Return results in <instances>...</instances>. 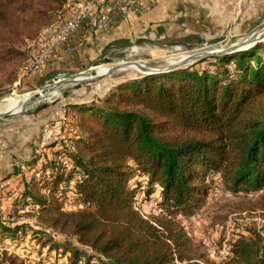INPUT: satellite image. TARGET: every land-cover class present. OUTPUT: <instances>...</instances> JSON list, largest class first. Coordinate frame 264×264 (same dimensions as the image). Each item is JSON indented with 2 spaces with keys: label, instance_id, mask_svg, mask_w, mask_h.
Masks as SVG:
<instances>
[{
  "label": "trees",
  "instance_id": "1",
  "mask_svg": "<svg viewBox=\"0 0 264 264\" xmlns=\"http://www.w3.org/2000/svg\"><path fill=\"white\" fill-rule=\"evenodd\" d=\"M65 1L0 0V26L14 29V17L43 29ZM26 57L0 36V64ZM209 60L213 70L134 78L71 105L74 146L56 151L71 167L50 160L37 174L49 195L29 184L23 197L49 213L52 230L73 236L90 253L70 243L53 242L51 250L70 249L72 264H203L200 245L175 218L193 216L218 180L232 194L264 190V44ZM37 161L18 172L33 170ZM137 176L147 180V196L160 189V216L137 210L138 188L130 185ZM68 192L76 210L62 207L59 199ZM261 200L264 210V194ZM6 221L0 216L3 238L25 227ZM46 233L43 247L52 242ZM221 258L219 264H264V235L247 228Z\"/></svg>",
  "mask_w": 264,
  "mask_h": 264
},
{
  "label": "rangeland",
  "instance_id": "2",
  "mask_svg": "<svg viewBox=\"0 0 264 264\" xmlns=\"http://www.w3.org/2000/svg\"><path fill=\"white\" fill-rule=\"evenodd\" d=\"M12 20L15 28L8 30L0 26V36L5 42L7 40L13 47L24 51L25 46L38 36L37 34L42 27H37V24L24 23L14 17ZM263 27L264 23L247 34L222 37L219 42L206 45L198 44L194 41L187 42L186 44L161 42L153 44L136 43L127 48L106 52L98 59V66L105 65L111 67L121 63H133L137 61L136 63L152 69L166 68L173 65L180 66V68L170 73L213 70L215 64L213 60L206 61L207 59H200L186 62L185 60L191 55L204 52L207 49H225L241 44L247 36ZM260 44H264V42ZM257 45H253L248 50ZM237 52H234V54ZM22 68L23 62H14L8 65L0 64V102L12 95L23 96L40 92L52 86V79L56 74L60 73L55 72L45 75V73H42L43 70H41L35 77L25 79L21 75ZM92 68L94 66L84 68L77 74H68V78L72 79L87 74ZM40 75H45L47 78L44 79L45 77H42L39 79ZM101 75L103 74L97 76ZM148 76L153 75H144L135 70H119L110 77L99 81L72 87L57 96L50 97L34 105L24 113V115L33 116L39 112L58 108L61 105L60 119L64 111L68 113V119L65 125L61 124V120L59 119L58 123L47 126L46 137L50 134H55L58 141L53 145H49L50 147L46 145L43 149H39L37 145L35 157L38 158V161L35 168L28 170L24 175L15 172V174L19 173L15 175V180L6 185V188L10 189L9 193L7 196L0 195V203L4 212L3 217L7 220L6 222L12 228L25 226L24 229L17 231L8 238H3L2 231L0 230V264H72L70 249L60 248L58 250H51L53 242L59 244L70 243L76 248L85 250L88 252L87 254L90 253L88 249L79 245L77 239L73 236L60 234V232L52 230L49 223L46 222L49 213L42 212L30 199H24L23 194L27 189V185L30 184L34 186V192H41L46 196L49 195L48 191L50 187L42 190V183L39 179L41 177H38L37 174L44 170L46 164L51 162L50 160L60 163L66 171L71 167L69 159L58 156L56 151L61 149L62 144L59 143L60 140L65 142L64 145L74 146V135L71 133V129H73V123L76 121L77 112L71 106L72 104H75L78 100H91L95 94L102 96L108 89L115 87V84L118 82ZM54 145L56 146L54 147ZM146 182L145 178L137 176L130 183L132 188H138L135 196V206L144 217L160 216L162 214L160 208V189L157 187L150 196H147ZM72 186L73 184L69 188ZM263 194L264 190L251 194H246L244 191L232 194L225 190L218 180L214 184V188L204 199L203 206L195 211L193 216L186 217L179 214L175 218L192 241L200 245L199 253L204 256L201 261L199 260L200 263H221V257L226 255L229 242L234 240L237 235L244 233L247 228L257 229L264 235V210L261 208V196ZM8 198L11 200H8ZM59 200L64 210L72 211L77 209L76 199L72 192H68L66 196L61 197ZM6 201L13 202H10L9 208H5L2 203ZM22 218L27 219V223L20 222L19 220ZM48 231L53 234L51 238L52 242L43 247V244L46 242L45 235ZM95 262L92 261V264H95ZM84 263L85 260L82 259L78 264ZM181 264H188V262Z\"/></svg>",
  "mask_w": 264,
  "mask_h": 264
},
{
  "label": "crops",
  "instance_id": "3",
  "mask_svg": "<svg viewBox=\"0 0 264 264\" xmlns=\"http://www.w3.org/2000/svg\"><path fill=\"white\" fill-rule=\"evenodd\" d=\"M108 21L106 29L96 31L85 22L70 42L74 52L56 49L42 73L77 74L99 64L98 59L106 52L136 43L194 41L206 45L222 37L244 35L264 23V0H113ZM45 75L39 79H46ZM53 109L0 122L1 196L9 193L6 185L15 180V172L35 157L47 126L58 123L61 105ZM10 202L2 203L9 208Z\"/></svg>",
  "mask_w": 264,
  "mask_h": 264
},
{
  "label": "built area",
  "instance_id": "4",
  "mask_svg": "<svg viewBox=\"0 0 264 264\" xmlns=\"http://www.w3.org/2000/svg\"><path fill=\"white\" fill-rule=\"evenodd\" d=\"M113 0H66L54 23L43 28L38 36L29 42L24 51L27 57L23 62L22 78L31 79L41 70L46 68L51 60L53 52L58 48H63L67 53L74 52L75 48L70 45L75 31L85 22L90 30H103L108 27V17L112 11ZM68 74L60 72L52 79L53 84L68 80ZM68 113L64 111L61 124H66ZM58 138L55 134H50L38 144L39 149L46 145H53ZM60 144L65 142L59 141ZM4 214L0 203V216ZM177 264H181L178 263Z\"/></svg>",
  "mask_w": 264,
  "mask_h": 264
},
{
  "label": "water",
  "instance_id": "5",
  "mask_svg": "<svg viewBox=\"0 0 264 264\" xmlns=\"http://www.w3.org/2000/svg\"><path fill=\"white\" fill-rule=\"evenodd\" d=\"M263 42H264V27L257 29L252 34L247 36L246 39L241 44L235 45V46L230 47V48H225V49L224 48L223 49H217V50L207 49L204 52H198V53L191 55L188 59L185 60V62L186 61H196V60H200V59L217 58L219 56L227 55V54L234 53L237 51L248 50L253 45H257V44H260ZM133 63L137 66L138 72L141 74H144V75L165 74V73L173 72L174 70H177L178 68H180L179 65H173V66H168L166 68L152 69V68H147L145 66H142L136 62H133ZM98 65L99 64H95L94 68H96ZM129 65H130V62H127L125 64H118L115 66H111L109 68L108 72L102 76L87 77L89 74L94 73V70H92L94 68H92L91 70H89V72L87 74H84L85 75L84 78L74 77L72 79H68V80L53 84L52 86H49V87L45 88L44 90H42L41 94H35L34 96H32V98H30V100H28L27 104L18 113L1 114L0 120H4V119L12 118V117H15L18 115H22V114L26 113L34 105L49 99L51 97V95H53L56 92L62 93V92L66 91L72 87H76V86L83 85V84H88L91 82H96V81H99V80L104 79L106 77H110L111 75H113L117 71L122 70L124 68H127Z\"/></svg>",
  "mask_w": 264,
  "mask_h": 264
},
{
  "label": "bare ground",
  "instance_id": "6",
  "mask_svg": "<svg viewBox=\"0 0 264 264\" xmlns=\"http://www.w3.org/2000/svg\"><path fill=\"white\" fill-rule=\"evenodd\" d=\"M213 50H217V48H213ZM171 60H173V59H171ZM131 62H132V60H131ZM121 64H125V63H121ZM109 68L110 67L105 66V65L104 66L103 65L102 66L101 65L97 66L96 68L93 69L94 73L89 74L87 77H97V75H100V74L104 75V74H106L108 72ZM122 70H124V71L125 70L138 71V68H137V66L134 63H130V65L127 68H124ZM78 77L79 78H84L85 75H80ZM35 94H41V91L37 92V93H34V94H31V95H23V96L12 95V96H9V97L3 99L0 102V115L1 114H5V113H18L27 104L28 100H30V98H32V96H34ZM58 94H60V92L54 93L53 95H51V97L57 96Z\"/></svg>",
  "mask_w": 264,
  "mask_h": 264
}]
</instances>
